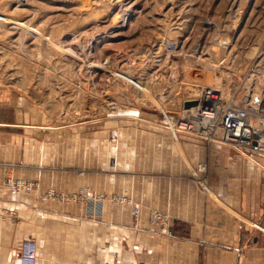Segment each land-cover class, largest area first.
I'll return each mask as SVG.
<instances>
[{"label": "crops", "instance_id": "1", "mask_svg": "<svg viewBox=\"0 0 264 264\" xmlns=\"http://www.w3.org/2000/svg\"><path fill=\"white\" fill-rule=\"evenodd\" d=\"M35 111L0 78V264H21L27 238L34 264H264L263 156L188 133L175 141L151 110L52 130ZM200 163L207 191L194 177ZM10 175L39 189L12 193ZM82 184L140 202L138 227L127 204L40 195ZM150 208L169 213V233L149 222Z\"/></svg>", "mask_w": 264, "mask_h": 264}, {"label": "rangeland", "instance_id": "2", "mask_svg": "<svg viewBox=\"0 0 264 264\" xmlns=\"http://www.w3.org/2000/svg\"><path fill=\"white\" fill-rule=\"evenodd\" d=\"M0 78L50 130L151 110L170 131L166 117L175 121L196 87L214 88L223 105L251 93L264 102V0H0ZM82 189L142 210L86 184L40 195Z\"/></svg>", "mask_w": 264, "mask_h": 264}, {"label": "built area", "instance_id": "3", "mask_svg": "<svg viewBox=\"0 0 264 264\" xmlns=\"http://www.w3.org/2000/svg\"><path fill=\"white\" fill-rule=\"evenodd\" d=\"M195 99L197 103L184 108L175 121L166 117L174 140L179 133H190L207 140H219L229 143L237 148L244 149L253 154L264 157V102L257 94H249L239 103L221 104L219 92L210 87H196ZM206 164H199L195 170V178L203 190L207 191L204 176ZM4 186L12 193H29L34 188L33 182L8 176ZM95 196L85 189L78 194L70 196L51 190L42 196L44 199L67 200L94 198ZM103 198V196H98ZM112 200L111 198H109ZM113 202H127L130 205L131 220L134 226L140 218V205L131 199L123 197L113 198ZM264 201V197H263ZM170 215L168 212L150 208L149 221L160 228V231L169 233L167 229ZM256 225V223H254ZM21 264H34L37 261V245L35 240L27 238L23 240L21 247L15 253Z\"/></svg>", "mask_w": 264, "mask_h": 264}, {"label": "water", "instance_id": "4", "mask_svg": "<svg viewBox=\"0 0 264 264\" xmlns=\"http://www.w3.org/2000/svg\"><path fill=\"white\" fill-rule=\"evenodd\" d=\"M196 103H197L196 100H186L184 102V107H188V106L193 105V104H196Z\"/></svg>", "mask_w": 264, "mask_h": 264}]
</instances>
